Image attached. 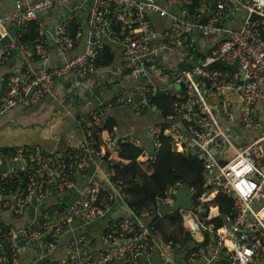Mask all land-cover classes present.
<instances>
[{
	"label": "built area",
	"instance_id": "obj_1",
	"mask_svg": "<svg viewBox=\"0 0 264 264\" xmlns=\"http://www.w3.org/2000/svg\"><path fill=\"white\" fill-rule=\"evenodd\" d=\"M12 2L15 11L0 16V67L16 54L39 65L8 75L0 92V118L17 107L38 105L58 82H80L96 74L105 45L120 46L126 59L120 71L142 75L147 83L120 89L105 108L130 107L137 116L156 114L150 149L142 151L141 159L155 163L165 138L173 152L201 162L210 195L233 201L218 231L210 225L211 212L205 208L209 203L202 196L196 203L193 199L189 211L179 212L184 230L197 244L189 261L221 264L224 258L227 264H264V2L200 0L194 13L181 0H165V7L157 0ZM149 12L168 25L158 31ZM53 14H60L52 40L63 62L48 67L44 64L51 52L42 15ZM33 27L35 37L30 36ZM207 37L213 39L211 45L199 46ZM84 39L85 49L68 59ZM196 52L203 53L202 62L180 70L181 60H192ZM159 98L168 99L167 113L155 103ZM106 123L100 111L81 117L83 140L63 155L40 147L0 150V167H6L0 172V209L15 218H23L33 206L38 210L21 227L0 219V264H22V254L30 248L40 251L31 264H141L157 244L161 249L174 247L154 226L125 217L108 229V241L119 242L109 251L50 261L75 220L91 224L102 219L122 196L116 182L90 178L72 202L45 206L52 194L71 190L78 177L110 162L111 141H103L94 128ZM123 142L141 148L129 137ZM180 187H169L161 202L173 206ZM189 190L194 198L196 190ZM77 242L91 245L92 240Z\"/></svg>",
	"mask_w": 264,
	"mask_h": 264
},
{
	"label": "crops",
	"instance_id": "obj_2",
	"mask_svg": "<svg viewBox=\"0 0 264 264\" xmlns=\"http://www.w3.org/2000/svg\"><path fill=\"white\" fill-rule=\"evenodd\" d=\"M165 0L157 2L165 7ZM15 11L12 0H1L0 16L10 14ZM148 18L158 31L163 30L168 22L161 19L156 14L149 12ZM60 14L42 15V28L49 39L50 59L44 64L48 67H57L62 60L58 59L54 52L53 35L55 27L59 21ZM212 38L207 37L203 41H198L199 46L207 43L211 45ZM209 41V42H208ZM106 46V45H105ZM109 55L113 56V64L108 68H99L96 74L86 77L80 82L70 79L58 82L51 95L47 96L38 105L31 108L17 107L0 118V150L15 151L27 147H40L46 153L63 155L69 149L78 147L83 140V132L78 122L81 117L100 111L106 119H112L117 123L112 134L109 154L110 162L102 163L100 168L91 169L89 173L78 177L74 187L64 193H54L46 201L45 206H55L62 203L72 202L85 188L90 178L99 180H114L118 191L122 196L112 205L109 213L102 219L88 224L83 219L75 220L70 230L61 238L57 249L51 254L55 261L66 260L70 254H89L95 255L99 252L109 251L119 242H109L107 233L109 227L116 220L129 218L135 223L142 224L146 227L152 226L151 210L138 214L130 209L128 203L131 199L127 189L122 187V178L115 168L117 164L127 165L128 161L120 155L119 144L131 145L123 142L124 137L137 141L141 148L140 153L150 149V136L153 128L158 123L155 113L137 116L130 107H117L113 109L105 108V105L117 97L119 90L122 88L133 87L137 84L147 83L144 77L139 75L137 78L129 74L122 73L119 66L126 59L123 49L118 45L107 44ZM198 45L196 44V47ZM105 48V47H104ZM85 49V39L79 45L77 51L70 53L68 59L73 58ZM104 51V49H103ZM102 51L101 57L104 56ZM38 63L29 62L19 54H16L12 60L5 66L0 67V84H4L9 74L18 70L29 67H38ZM102 125L94 126L95 129L103 128ZM109 141V140H108ZM107 141V142H108ZM52 151H47L51 150ZM137 150V152H138ZM219 194L205 193L202 195L208 203H213ZM207 197V198H206ZM161 200L157 203L156 213L159 214L158 208ZM36 210L31 207L23 218H15L14 215L0 209V219L9 225L21 227L28 224L35 216ZM154 213V212H153ZM223 214L219 208L211 211L213 222L221 220ZM154 217V216H153ZM163 229L171 240L175 241L173 248L161 249L158 244L149 260H142L141 264H199V262H190L188 256L196 248L195 244L189 238L180 225L173 224L168 219H163ZM189 235V236H188ZM78 238H88L92 240L91 245L80 244ZM168 241V240H167ZM40 251L37 248L27 249L21 257L22 264H31L39 257ZM221 264H227L222 260Z\"/></svg>",
	"mask_w": 264,
	"mask_h": 264
},
{
	"label": "trees",
	"instance_id": "obj_3",
	"mask_svg": "<svg viewBox=\"0 0 264 264\" xmlns=\"http://www.w3.org/2000/svg\"><path fill=\"white\" fill-rule=\"evenodd\" d=\"M181 1L183 2L185 8H187L191 13H194L195 10L200 7V0ZM34 32L35 27H33L31 30V37L36 36ZM109 49L110 48L106 45L103 51L105 52L104 56L101 57L97 64L98 69L108 68L113 64L114 58L113 56L109 55ZM203 58V53L196 52L195 57L184 64L183 70L187 71L192 69L195 65H199ZM155 103L161 105L160 107L163 108L165 113L168 112V99L159 98L155 100ZM116 127L117 123L112 119H108L104 127L96 129L95 132H99L102 135L103 141L107 142L108 140H111L112 134H114V128ZM119 149L121 157L128 161L129 164L125 166L117 164L116 166H111V168H115L118 174L120 173V177L122 178L123 182L122 187L123 189H127L131 196V199L128 203L130 209L137 212L138 214H141L145 211L150 212L154 209V213H150L152 215V217H150L152 218V226L157 228L163 234L164 238L168 240L172 246H174L175 241L171 240L170 237L166 235L163 229L164 227L162 220L168 219L173 224H178L180 227H182L181 214L173 213L166 215L165 217H161L156 213L155 209L157 207V203L165 198L166 192L171 186L186 185L189 188L195 189L196 194L193 198L194 203H196V201L203 194L210 193V190L204 187V177L201 162L193 158H188L180 153L173 152L165 138L162 139V147L158 154V160L155 163L143 161L140 157L141 153L139 150H135L131 145H124L120 143ZM112 181L117 182L118 177L116 176V178L114 180L112 179ZM232 207L233 201L222 194L217 196L215 202L205 205L208 215L215 208H219L220 212L224 215L229 213ZM210 225H213L217 231L223 227L221 220H217L215 222L211 221ZM210 237L211 236H208L209 239ZM189 238L195 244V246H197L196 242L191 238V236H189ZM50 261L54 262L55 260L50 258Z\"/></svg>",
	"mask_w": 264,
	"mask_h": 264
},
{
	"label": "water",
	"instance_id": "obj_4",
	"mask_svg": "<svg viewBox=\"0 0 264 264\" xmlns=\"http://www.w3.org/2000/svg\"><path fill=\"white\" fill-rule=\"evenodd\" d=\"M256 16H253L254 19ZM201 23L205 24L206 19H204ZM184 85H180L179 87H183ZM3 90V84H0V92ZM6 167L2 166L0 167V172H5ZM193 204V196L191 194V191L189 190V187L186 185H182L177 194L175 195V203L173 206H166L163 202H160L159 204V214L166 216L173 213H179L181 210L189 211L191 209V206Z\"/></svg>",
	"mask_w": 264,
	"mask_h": 264
},
{
	"label": "rangeland",
	"instance_id": "obj_5",
	"mask_svg": "<svg viewBox=\"0 0 264 264\" xmlns=\"http://www.w3.org/2000/svg\"><path fill=\"white\" fill-rule=\"evenodd\" d=\"M184 64H186V61L185 60H181V62L179 63L180 70H183ZM176 89L179 90L178 87H176ZM47 151H52V149L51 150H47Z\"/></svg>",
	"mask_w": 264,
	"mask_h": 264
},
{
	"label": "clouds",
	"instance_id": "obj_6",
	"mask_svg": "<svg viewBox=\"0 0 264 264\" xmlns=\"http://www.w3.org/2000/svg\"><path fill=\"white\" fill-rule=\"evenodd\" d=\"M262 2H264V0H262ZM1 151H3V150H1Z\"/></svg>",
	"mask_w": 264,
	"mask_h": 264
}]
</instances>
